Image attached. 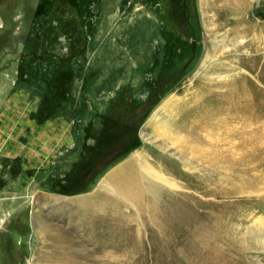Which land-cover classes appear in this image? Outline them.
Returning <instances> with one entry per match:
<instances>
[{
  "label": "rangeland",
  "instance_id": "rangeland-1",
  "mask_svg": "<svg viewBox=\"0 0 264 264\" xmlns=\"http://www.w3.org/2000/svg\"><path fill=\"white\" fill-rule=\"evenodd\" d=\"M209 1L0 0V264H264V135L244 148L240 112L194 143L186 103L237 30L217 74L264 128V0L210 12L213 37Z\"/></svg>",
  "mask_w": 264,
  "mask_h": 264
},
{
  "label": "bare ground",
  "instance_id": "bare-ground-1",
  "mask_svg": "<svg viewBox=\"0 0 264 264\" xmlns=\"http://www.w3.org/2000/svg\"><path fill=\"white\" fill-rule=\"evenodd\" d=\"M254 1L255 0H251V2H250V0H225L223 5L219 6L218 5L219 0H217L216 3L209 1V3L203 5V14L205 15L204 20L208 22L207 28H208L211 36L212 37L215 36L214 35L215 31L213 32V30H211L212 27L209 26V22H212V20H213L212 14H210V12H212V11L216 12V13H222V12L225 13L226 12V14L231 15L230 20L233 24H235L237 22V19L234 16L235 13L239 14L240 12H248V9H251L253 7L252 5L255 4ZM256 1H258V0H256ZM234 20H236V21H234ZM263 29L264 28H262L261 30H263ZM235 31L236 32H233L232 34H230L232 36L231 39L228 38L225 41L218 40V42H217L218 38L217 37L215 38V43H214L212 50L209 51L210 50L209 49L206 53L205 63L203 64V66H206L207 63L210 62V60L215 61L214 57H217V58L219 57V58L218 59L216 58L217 61L214 62V64H212V67H210V63H209V66L207 65L208 66L207 77L196 78L193 85H191V89H193L195 91L191 94L192 98H190V99L188 98L189 100H187L186 103L190 104L192 109H197V110L202 111V113H201L202 118H200L197 123H194L193 125L189 126V128H192V131H190L192 134L191 141H193L194 143H199V144L204 143L203 137H201L204 132H208L209 130H212L214 132L215 130H217L219 128V126L222 127L221 123L223 122V117H225V116L230 117L231 119H234V120L238 119L237 113H240V112L247 115L246 119L243 120L245 125L240 132L241 135H244V141H245V144L243 145L244 148H247L250 145V141L252 139H254L255 136H257V138H258V137L264 135V128H260V127L255 128V127H253L254 125H252V123H251L252 121H251L250 117H254V115H249L251 113V106L250 105L247 106L248 111H246L247 109L245 110L244 108H242L240 111H238L237 104L239 101L236 98V96L238 97V94H237L238 88H237V86L234 87L235 86L234 81L236 79L234 77L230 78L229 76H227V79H229V80L223 81L222 79H224L226 77V76H223L224 72L223 73L221 72L222 75L217 74V72L222 71L225 66H228V64H226V62L223 61V60H225V56L222 57V58H224L223 60L220 57L222 54L225 53L226 50H228V52H226V53H230V52H232V50H231L232 48H234L233 52H236V51L240 50V48L242 46L245 47V45H244V42L246 40L245 36L238 33L237 30H235ZM246 32H251V31L244 30V33H246ZM263 33H264V30L261 33L262 34L261 38L264 37ZM257 35L258 34H256L255 38H259ZM242 37H244V38H242ZM222 42L224 44H222ZM231 46H232V48H231ZM248 49L249 48H247V50ZM241 50H243V49H241ZM260 51H261V49H260ZM228 57H226V59H229ZM203 66H202V68H203ZM205 68L207 69V67H205ZM212 72L214 74H211ZM197 75H200V74H197ZM212 75H217V76H215L216 78H213ZM199 79H201L202 84L196 87L194 84H196V82L199 83V81H198ZM209 91L211 93H213L215 98H216V99H213L211 101L212 103L209 102V95H207L205 97V95L208 94ZM168 101L166 103H168ZM194 146L196 147V145H194ZM133 164H134L133 162H130L127 165V167L119 168L117 171H115L110 176V179H107L106 181H104L102 183L103 187H106L107 189H109L110 190L109 193H111L110 196H106V197L110 198L112 201L114 200L115 203H117V202L121 203L122 201H124V198L122 197L120 190L126 191L125 192L126 195H124V196H126L127 200L131 199L137 193V187L134 186V182L136 180V175L128 172L129 171L128 168L133 166ZM141 192H142V190H141ZM142 194L145 197H151L152 196L148 193L146 194L145 189L142 192ZM98 196L96 195L93 197V199L92 198L91 199L97 200V199L103 198V197H100V196L98 197ZM159 196H161L160 191H159V189L155 188V190L153 192V198H155L157 202H158V198H160ZM103 199H105V198H103ZM148 201H150L149 198H148ZM159 207L164 208L161 206H159ZM124 219L125 218H123L120 221L123 222ZM125 226L126 225H124V224H122V225L117 224V225H115V228L121 229Z\"/></svg>",
  "mask_w": 264,
  "mask_h": 264
},
{
  "label": "crops",
  "instance_id": "crops-1",
  "mask_svg": "<svg viewBox=\"0 0 264 264\" xmlns=\"http://www.w3.org/2000/svg\"><path fill=\"white\" fill-rule=\"evenodd\" d=\"M36 104H37L36 100H35V99H32V103H31V105H33L35 109H36V107H37ZM63 120H64V119H63ZM63 125H64V121H63Z\"/></svg>",
  "mask_w": 264,
  "mask_h": 264
}]
</instances>
